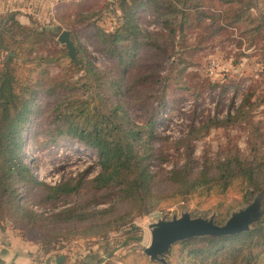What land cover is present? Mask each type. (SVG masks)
<instances>
[{
  "label": "trees",
  "instance_id": "obj_1",
  "mask_svg": "<svg viewBox=\"0 0 264 264\" xmlns=\"http://www.w3.org/2000/svg\"><path fill=\"white\" fill-rule=\"evenodd\" d=\"M214 1L118 0L122 23L113 32L97 27L95 42H91L115 60L113 68L104 70L78 40L71 38L76 47L74 59L64 45H58L62 16L43 27H37L39 22L33 18L21 22L16 12L0 16V232L7 229L5 220L18 222L20 226L12 228L37 245L39 255L56 257L53 262L59 264L55 253L69 242L94 239L99 243L125 226L138 232L135 220L158 208L192 202L194 212L204 216L214 212L215 223L222 225L233 211L247 206L264 190V118H255L264 107V90L260 92L264 86V16L257 23L251 14L253 9L258 11L254 0L245 10L238 8L244 0H219L228 3L225 9ZM208 3L219 8V13L203 9ZM142 7L151 9L162 31L153 33L142 27L137 16ZM232 17L246 24L239 30L259 50L255 56L262 66L261 81L250 85L234 113L211 122L219 129L245 124L246 153L230 150L216 160L205 159L196 168L188 142L184 164L170 171L152 170L165 160L157 145L168 138L157 127L169 105V90L184 83L185 65L191 58L185 51L189 44L184 43L189 31L212 20V32H219L231 26L227 20ZM158 39L170 43L159 45ZM177 39L182 51L178 48L169 54ZM142 47L149 53L141 58ZM51 66L59 70L57 74L49 73ZM41 98L46 100L39 103ZM136 109L139 114L131 113ZM36 121L39 128L46 126L37 133L49 137L50 143L67 137L95 152L98 173L89 177L92 166L55 185L41 181L25 152V134ZM31 204L51 212H37ZM140 238H125L108 258ZM68 260L66 256L60 264H69ZM88 260L82 264H111L104 259ZM118 260L161 264L149 262L135 250ZM166 260L168 264H264V217L247 230L179 242Z\"/></svg>",
  "mask_w": 264,
  "mask_h": 264
},
{
  "label": "rangeland",
  "instance_id": "obj_2",
  "mask_svg": "<svg viewBox=\"0 0 264 264\" xmlns=\"http://www.w3.org/2000/svg\"><path fill=\"white\" fill-rule=\"evenodd\" d=\"M23 1L26 2V7H22L21 10L26 8V12H28L26 16L29 17V21L30 18H33L39 22L37 27H43L41 24L49 23L43 18H51L48 12L56 9L57 13L54 19L57 21L58 16L64 18V24L61 25L62 32L68 31L74 41L78 40L79 43L86 46L100 69L114 67L115 60L97 51L91 42H95L94 34L97 27L106 32H113L122 23L118 0ZM4 2L5 0H0V4L4 5ZM214 2L217 7L222 6L224 9L229 7L228 3H221L219 0ZM256 3L258 11L253 9L251 14L257 18V23H260V17L264 16V0H254L253 4ZM247 6H252L250 0H244L238 4V8L241 10H245ZM203 9L219 13V8L212 7L210 3ZM38 11L41 14V17H38L40 20L35 16ZM18 14L25 15L24 13ZM137 16L140 18L143 28L153 33L162 31V28L155 23L151 9L142 7ZM232 18L227 20L231 26L219 32H212L215 27V25H210L212 20H209L202 27H193L189 31L184 43L189 44L185 51L191 58L189 63L185 65L184 83L179 87L173 85L169 90V105L163 111L164 119L157 127L158 133L162 137L168 138L167 142H162L160 146L157 145L158 151L162 152L165 160L155 164L152 170L161 168L170 171L174 165L184 164L186 162L184 149L188 142H191L190 146L193 148L191 157L197 162L196 168H200L205 159L216 160L230 150L237 149L243 154L246 153L248 129L245 124L241 123L227 129H219L211 122L214 118H225L229 112L234 113L250 85L254 84L255 81H261L262 66L259 57L255 56L259 50L250 45L248 37L242 33L243 29L239 30V27L243 28L246 24L238 23L237 19ZM207 25L209 29L206 31L203 28ZM58 38V45L62 47L63 45L58 41ZM158 43L165 45L170 43V40L158 39ZM175 45L174 48L170 45L169 54L174 50L172 52L174 55L178 48L181 50L182 44L178 39ZM50 47L57 46L51 44ZM148 51V48L142 47L139 50L141 58L145 57L149 53ZM177 55L176 53L175 56ZM166 64L168 65L169 62L167 61ZM58 71L53 66L49 68L51 75L57 74ZM260 90L262 92L264 86ZM43 100L46 99L41 98L39 103L44 102ZM132 112L140 113L137 109ZM54 115L51 114L50 117L53 118ZM255 118L257 120L264 118V107L256 111ZM37 124L38 121L34 127H29L25 134L27 140L25 152L29 165L33 167L34 173L41 181L55 185L63 179L77 176L92 166L94 168H92L89 177L92 178L98 173L96 169L98 157L95 152L87 149L79 141L67 137L58 139L56 143H50L49 137L43 133H37L45 130L46 126L39 128ZM201 128H204V131L202 130L198 134L192 133V130ZM177 141H184L185 143L177 144ZM178 147L179 150H177ZM31 207L40 213L51 212V209L37 207L35 204ZM194 208L192 202H181L158 208L149 215L135 220L134 224L140 230L138 232L125 226L120 232L112 233L108 237L109 239L99 243L94 239L71 240L72 242H69L67 247L55 254L67 256L69 264H82L88 259H104L111 261V264H122L118 258L135 250L145 256L149 262H152L144 253V249L151 242L149 225L156 220L180 218L183 214H189L192 218H211L212 216L216 218L214 212L204 216L194 212ZM4 225L7 228L20 226L18 222L8 220L4 221ZM131 235L141 236V238L126 248L118 249L112 257L108 258L112 248L124 242L125 238ZM32 236L38 235L33 234ZM55 258L51 257L50 260L53 262Z\"/></svg>",
  "mask_w": 264,
  "mask_h": 264
},
{
  "label": "water",
  "instance_id": "obj_3",
  "mask_svg": "<svg viewBox=\"0 0 264 264\" xmlns=\"http://www.w3.org/2000/svg\"><path fill=\"white\" fill-rule=\"evenodd\" d=\"M58 41L66 46L69 56L74 59L76 47L71 40V34L68 31H63ZM263 217L264 190L256 194L247 206L233 211L222 225L215 223V216L211 218H192L189 214H183L180 218L174 217L172 220H156L149 225L151 242L144 249V253L152 262L168 264L166 256L173 246L179 242L195 237L227 235L247 230ZM63 259L64 257L60 256L57 262L60 264Z\"/></svg>",
  "mask_w": 264,
  "mask_h": 264
},
{
  "label": "crops",
  "instance_id": "obj_4",
  "mask_svg": "<svg viewBox=\"0 0 264 264\" xmlns=\"http://www.w3.org/2000/svg\"><path fill=\"white\" fill-rule=\"evenodd\" d=\"M10 4V0H5L4 5L0 4V16L8 11ZM26 11V8L16 11V13L25 14L18 15L23 23H29V17L26 16L28 12ZM38 255L39 247L24 239L18 230L7 228L0 232V264H37L36 258ZM65 257L62 260L63 262ZM48 261L52 262L50 258Z\"/></svg>",
  "mask_w": 264,
  "mask_h": 264
},
{
  "label": "built area",
  "instance_id": "obj_5",
  "mask_svg": "<svg viewBox=\"0 0 264 264\" xmlns=\"http://www.w3.org/2000/svg\"><path fill=\"white\" fill-rule=\"evenodd\" d=\"M10 2H11V4L9 5V8H8V12H10V13H13V12L20 10L21 7H26V2H24L23 0H13V2H12V0H10ZM56 13H57L56 9L50 10V13L48 12V14H49V17H51V18H43V19L48 21V22L54 21L55 20L54 17L56 15ZM35 16L37 18L41 17L40 12L38 11L37 14H35ZM38 19L40 20V18H38ZM36 263L37 264H55L54 262H49L48 258L44 257L42 254L37 256Z\"/></svg>",
  "mask_w": 264,
  "mask_h": 264
}]
</instances>
